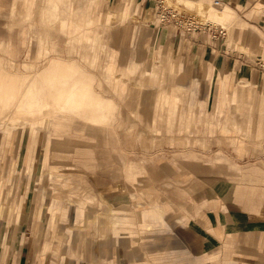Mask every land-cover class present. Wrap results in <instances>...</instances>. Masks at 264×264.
I'll use <instances>...</instances> for the list:
<instances>
[{
  "label": "rangeland",
  "instance_id": "rangeland-1",
  "mask_svg": "<svg viewBox=\"0 0 264 264\" xmlns=\"http://www.w3.org/2000/svg\"><path fill=\"white\" fill-rule=\"evenodd\" d=\"M0 1L3 4V17H0V143L4 144V147L0 146V247L13 244L17 233L24 231L30 240L29 248L35 249L34 254H37L39 261L50 259L61 264L59 256L53 255L52 248L43 254L40 247L44 243L63 246L64 241L51 237L50 233L46 236L35 233L36 229L40 230L43 222L37 214L40 188L50 186L45 178L46 166H40L38 156L29 166L24 163L27 142L36 136L41 138L35 148L37 150L42 147L43 140L49 138L50 152L56 155V158L50 160L51 164L78 166L86 180L96 177L104 182V187H107H102V191L107 198H101L106 199L111 207L124 205L131 211L135 222V235L132 238L136 239V243L149 240L148 235L158 230L170 232L179 228L188 229L190 219H183L179 208L173 205L171 209L165 210L162 226L145 231L138 225L139 209L135 208V204L157 200L162 205L167 202L164 195L169 197V201L176 200L177 193L174 190L179 187H175V182L182 184L192 180L200 184L203 197L199 201V211H196V206L194 209L197 218L201 217V209L209 206V199L213 202L210 208L217 210L219 206L224 209L226 203L231 202L230 196L233 201L237 200V206H240L239 200L244 197L246 204L264 198L255 194L252 187L256 181L252 183L253 179L243 171V167L252 166L250 163L244 165L246 162L261 160L263 163H260L264 164L263 93L257 97V82L246 81L235 74L239 62L247 63L244 66L247 72H250L249 68L259 70L257 67L260 65L264 70L260 42L254 38L257 32L264 39V16L248 15L252 5L260 0H250L241 8L232 6L238 20L245 22L246 28L253 31V34L249 33L252 37L250 40L246 39L247 32L240 39V44L245 47L237 44L239 34H235L231 27V22L235 20L232 12L230 20L218 26L195 6L188 4V0H183L182 5L179 0H130L131 9L135 11L129 13L127 7L123 8L121 4L118 17L123 18L126 14L129 17L120 20L115 17V8L120 0H100L95 13L99 17L96 23L95 51L98 61L95 65L90 64L89 59L94 53L90 52L87 44L76 40L69 31L62 32L57 22L48 20L49 11L41 12L36 5L30 18L25 20L26 14L21 10V5H15L12 22H8V5L11 0ZM26 1L22 0V3ZM67 1L63 0L59 5L58 16L61 20L69 15ZM79 2L82 4L84 0ZM228 2L223 0L222 4ZM208 3L213 11L228 10L224 5L213 7L212 0ZM42 7L48 8V5L42 4ZM253 7V11L264 8L263 5L260 8L259 4ZM155 15L159 19L156 20L153 17ZM207 25L211 28L210 35L200 40L210 46L203 44L196 49L200 41L195 33L203 31ZM23 31L24 36L20 34ZM192 31L193 34L188 33ZM47 32L53 38L47 40L38 53L37 37ZM211 36L213 40H210ZM228 43H232L233 47ZM112 53L117 55L114 60L117 74H122L121 69L125 67L122 64L126 62L138 64L137 72L125 76L127 89L124 92H121L119 84L104 79L103 66L112 61ZM54 58H57L58 65L72 67L76 71V78H84L95 97L110 103L109 113L103 121L93 125L78 117L67 116L63 128L55 130L51 126L47 130L49 120L59 114L53 107L54 95L46 91V77H40V70L48 67ZM169 63H172L171 68L176 65L181 68L178 77L176 74L179 71L172 74L159 72L161 83L159 80L153 83L150 77H144L141 73L142 69L157 70ZM209 64L217 72H214L209 84L201 85L199 82L204 79V70ZM227 65L231 67L229 71L232 73V82L226 92L233 87L238 90L241 99L234 105L226 102L220 113L218 100L225 95L221 89L218 90L216 76L221 72L217 69ZM108 70L113 72L111 67ZM190 80L199 81L198 85L192 88ZM241 80L246 81V88H242L239 83ZM177 83L182 87H177ZM143 88L167 89L178 97L176 110L180 113L192 108L193 117L188 120L176 115L170 118L168 124L165 123V117H156L151 124V117L131 113L140 109L145 94L138 92L137 98H128L129 92ZM205 89L209 103L206 102L207 98H203ZM241 90H250L252 98H245ZM203 100L205 105L200 110L198 105ZM21 105L26 107L21 108ZM13 122L20 124L10 125ZM28 128L29 133L26 132ZM221 128L228 129V132H222ZM259 149L261 155L256 152ZM130 163L149 169L142 173L138 170L128 171L127 165ZM160 169L165 170L162 180H159L157 173ZM129 172L135 175V180L128 179ZM216 178L226 183V189L219 195L206 182V179ZM242 183H248L249 188H243L247 185ZM75 186L79 187L78 184ZM187 188L193 196L196 195L191 189V183ZM101 198L96 197L87 202V207H99L102 212L107 210ZM73 208L67 210L66 218H58V226L64 234L68 232L73 238L78 235L75 241L68 242L71 248L67 254V264L84 261L85 251L89 247L87 241L91 238L87 227L72 222L75 216ZM156 258H149L148 264H156ZM242 262L247 263L245 260ZM90 263L95 264L91 259Z\"/></svg>",
  "mask_w": 264,
  "mask_h": 264
},
{
  "label": "crops",
  "instance_id": "crops-1",
  "mask_svg": "<svg viewBox=\"0 0 264 264\" xmlns=\"http://www.w3.org/2000/svg\"><path fill=\"white\" fill-rule=\"evenodd\" d=\"M99 1L100 0H84V2L80 4L79 0H68L67 7L69 15L64 20H61L58 16V11L59 5L63 0H27L24 3H22V0H11L8 5L9 20L7 21L12 22V11L15 5H21V10L26 14L25 20L30 18L34 6L38 5L41 12L49 11L48 20L57 22L58 28L62 32L65 30L69 31L76 40H81L87 44L90 52L94 53L91 59H89L90 64L95 65L98 61L95 51L97 49L96 23L99 18L95 16V13ZM182 1L183 0H179V3L181 4ZM197 1L205 2L206 4H209L208 2L211 3V0ZM249 1L250 0H229L228 4L220 5H224L229 12L235 15V20L231 22V27L235 30V34H239L237 44L243 47L245 46L240 44V39L247 32L248 36L246 39L250 40L252 37L249 36V33L253 34V31L250 30V28H246L245 22L238 20L237 12L232 6L234 5L241 8L249 3ZM30 3L31 5H29ZM42 4H47L48 8H43ZM121 4L123 8L125 6L127 7L129 13L135 11V9H133V11L131 9L130 0H120L118 7L115 8L117 11L115 12V17H118ZM254 4H259L261 8L262 5L264 6V0H260ZM254 4L248 15L262 14V16H264V8L253 11ZM2 6V1H0L1 18L3 17L1 12L3 9ZM153 11L155 12V9ZM128 17L129 15L126 14L123 18H118L124 20ZM153 17H156V20L159 19L157 15ZM158 22H160V20ZM206 23L212 25L210 22ZM7 25L9 26V23ZM209 25L205 26L206 29L203 31L198 30L195 33L199 37L198 41H200V44L195 46L196 49L203 44L207 45L205 41L203 43V40L200 39L210 35L211 28ZM221 29L225 30L223 28ZM188 33L193 34L194 32ZM20 34L24 36L25 32H20ZM211 35H214L213 32ZM254 35L256 36H254V38L260 42V55L264 57V39H261L257 32H255ZM212 36L210 40H213ZM51 38L53 37L48 32L40 34L37 37L38 53L43 49L45 42ZM246 44H248V42H246ZM228 45L233 47L232 43H228ZM207 46L210 45L208 44ZM115 57H117L116 53H112V61L107 62L103 66L104 79L107 82L119 84L121 92H124L127 89L125 88V76H131V74L137 72L138 64L135 62H126V64L124 63L125 65L122 64L125 66L121 69L122 74H117L116 62L114 61ZM238 64V68H235V74L246 81L255 80L259 86V88L256 89V96L259 97L258 94L263 93L261 97L263 100L262 103H264V70L261 69L262 66L257 64L260 65L257 67L259 70H251L249 68L250 72H247L244 69L247 63L239 62ZM171 66L172 63H169L168 66L158 67L157 70L153 68L142 69L141 73L144 77H150L151 82L157 83L159 80L161 83V79H158L159 72L161 74H172L179 71V73L176 74L177 77L180 74L181 68H179V65H176L175 68H171ZM109 67L113 69L112 73L109 72ZM229 67L230 65H227L224 66L223 69H217L220 70L221 74L217 75L216 73L217 76L215 75L217 77L218 90L221 89L225 95L223 99L218 100L220 113L226 102L234 105L241 99L238 90L233 87H231L229 92H226L232 82V73L229 71L231 67ZM40 72V77L42 79L46 77V91L54 95L55 104L53 107L56 108L55 112L59 114L54 116L53 120H49L47 130H49L51 126L54 127L55 130L63 128V123L67 116L78 117L82 121L93 125L98 124L107 117L110 103L95 97L90 90V84L87 83L84 78H76V71L72 67L60 66L58 65L57 58H54L53 62H50L49 66L40 70ZM214 72H217L216 68L213 65H207L204 70V79L201 82L190 80V85L192 88L196 87L198 82L201 85H206V83L211 80ZM244 80L239 82L242 88L246 86V81ZM177 87L182 86L177 83ZM152 89L153 88L145 90L143 88V90H133L134 92L131 90L129 92L128 98L132 96V98H137L136 94L139 95L138 92H143L145 94L140 104V109L135 112L131 111V113L151 117V124L153 120L155 121L156 117H165V123H169L170 118L176 115H180L181 119L185 117L188 120L193 117L192 108L189 109L188 112L179 113V111L176 110L178 107V97L172 92L167 89ZM241 93L245 94V98L247 99L252 98V92L250 90H241ZM203 94V96H205L203 98H207L206 102L209 103L208 96H206V89L203 90ZM204 105L203 100L200 105H198L200 110ZM262 108L261 110L263 111L264 106ZM211 126L213 127V125ZM221 131L228 132V129L221 128ZM29 139L24 155L26 160L25 164L27 166L36 159L37 156L34 155V151L41 138L40 136H36L35 138L31 137ZM196 141L200 143L199 140ZM49 144V138L43 140L41 148L45 151V178L50 182V186L49 188H44L43 186L40 188V196L37 199V214L39 215L38 218L41 217L43 219V222L40 230L36 229L35 233H39L40 235L44 234L45 236L50 233L49 235L51 237H56L64 241L63 243L65 244L61 246L53 243L50 246L44 243L40 247L41 253L44 254L52 248L51 251L53 255L59 256L61 264L68 263L67 254L71 248L68 242L75 241L78 235H75L73 238L68 235L70 234L68 232L64 234L62 232L63 229L58 226V218L59 216L60 220L66 218L67 210L70 207H74L75 216L72 218V222H74V225L78 222L82 227H87L88 236L91 237H88L89 240L87 244L89 247L85 251L84 261H80L78 264H91L90 259L95 264H148L149 258L151 257H157L155 259L156 264H245L242 260H245L247 262L246 264H264V198L258 199L254 203L251 202L246 204L244 197L241 201L239 200V204L241 203L240 206H237V200L233 201V197L230 196L231 202H227L224 209L219 206L217 210H215V208H210L213 202L209 199V206L207 208H202L200 211L201 217L197 218L194 209L196 206V211H199V201H201L200 198L203 197L200 184L192 182V180L191 182H182V184H180V182H175V187H179H176L174 190L177 193L176 197L178 199L176 198V200L169 201V197L164 195V199L167 202L162 205L157 200L152 202H138L135 204V208L139 209L138 225L145 231H152L156 227L162 226L164 224L163 215L165 210L171 209L173 205L179 208V213L183 219H190L188 222V229L183 230L179 228L171 230L170 232L167 230H158L148 235L149 240L136 243V239L132 238V236L135 235V222L131 211L124 205L111 207L106 199L101 198L105 197L103 194H106L102 191V187H107L106 185L104 187V182L97 180L96 177H91V179L86 180L80 167L72 164H68L64 167H61L57 163L51 164L50 160L56 158V155L54 156L51 154ZM0 146L4 147V144L0 143ZM256 152H259V155H261L260 149L256 150ZM260 161L261 160L258 162H246L244 165L250 163L252 166L243 167V171L253 179L252 183H254V180L256 181L252 188L255 194H260V197H262L264 196V164H262V161V163H260ZM148 169L149 168L146 167L141 168L133 163L127 165L128 171L138 170L142 173L144 170ZM157 173L159 180H162L161 178L164 177L163 174L165 170L160 169ZM41 177H43V173ZM127 177L131 180L136 179L132 172H129ZM221 180V178L206 179V182L211 186L213 192L218 195L222 194L226 189V183ZM87 181L91 187L88 185ZM190 183L191 189H193V192L196 194L195 196L190 193L189 187L187 188ZM229 183L232 184L231 181H229ZM75 184H78L79 187H74ZM241 185H247V187L243 188H249L248 183H242ZM91 188H93L95 194ZM132 196L134 195L132 194ZM96 197L102 199L103 203L107 206V210L102 212L99 211V207L98 209L97 207L96 209L87 207V202L96 199ZM208 197H210L209 193ZM213 205H215V203ZM54 229L56 232H54ZM27 238V233L20 231L17 233V238L13 244L9 243L4 246V248L0 247V264H42V262H44V264H58L57 260L51 261L49 259L39 261L37 254H34L36 252L35 249L33 248V250H31V248H29L30 240ZM217 248L218 251L216 250ZM60 251L61 253H58ZM69 264H73V261Z\"/></svg>",
  "mask_w": 264,
  "mask_h": 264
},
{
  "label": "bare ground",
  "instance_id": "bare-ground-1",
  "mask_svg": "<svg viewBox=\"0 0 264 264\" xmlns=\"http://www.w3.org/2000/svg\"><path fill=\"white\" fill-rule=\"evenodd\" d=\"M188 4H191L195 6L197 9H199L204 16L207 18L213 20L218 26H223L225 25L231 18V13L228 10H223V11H213L209 5H207L205 2H198L197 0H188ZM212 5L215 8H218V6L214 5V0H212ZM24 102V101H23ZM21 108L26 107L25 105H21ZM20 123H10V125H15L18 126ZM32 129V128H30ZM29 131V128L26 129V132ZM29 133V132H27ZM34 155L38 156L39 158V164L42 166L45 162V151L43 148H40L39 150L34 151ZM26 162L25 157H24V163Z\"/></svg>",
  "mask_w": 264,
  "mask_h": 264
},
{
  "label": "built area",
  "instance_id": "built-area-1",
  "mask_svg": "<svg viewBox=\"0 0 264 264\" xmlns=\"http://www.w3.org/2000/svg\"><path fill=\"white\" fill-rule=\"evenodd\" d=\"M223 0H214V5L215 6H220L222 4Z\"/></svg>",
  "mask_w": 264,
  "mask_h": 264
}]
</instances>
